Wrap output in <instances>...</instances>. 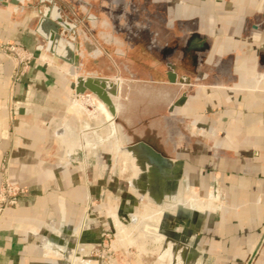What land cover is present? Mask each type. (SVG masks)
<instances>
[{"label":"crops","instance_id":"obj_1","mask_svg":"<svg viewBox=\"0 0 264 264\" xmlns=\"http://www.w3.org/2000/svg\"><path fill=\"white\" fill-rule=\"evenodd\" d=\"M160 1L171 23L184 29L181 35L195 33V44L202 45L195 49L198 75L213 78L190 85L165 82L171 88L163 103L161 85H127L120 98L118 130L136 132L138 114L154 117L146 123L148 136L135 141L165 157L176 156L183 167L168 158L173 167H164L166 177L195 175V181L186 180V193L191 187L197 194V186L203 193L208 190L213 208L195 214L184 233L187 240L178 250L170 240L162 255L168 264H242L259 243L251 264H264V0ZM5 2L0 0V43L20 44L34 55L16 65L0 51V159L9 146L7 121L13 115L16 151L10 177L26 189L0 218V264H45L42 258L49 253L47 246L40 247L44 235L37 231L56 206L50 191L65 186L75 198L83 184L71 187L75 181L70 175L82 173L85 166H74L69 154L62 155L67 161L58 167L64 176L56 184L49 173L60 172L58 167L51 169L41 158L54 142L58 145L57 134L65 130L58 125H73L78 131L66 135L72 146L73 140L88 136L89 127L85 123L79 129L81 110L70 104L67 71L72 64L41 60L47 54L35 52L40 37L33 31L35 24L30 25L32 13L24 15L20 3L13 10ZM177 44V57H185L192 43L180 39ZM167 45L164 52L169 53L171 43ZM181 93L185 101L174 105ZM132 96L143 101L137 103ZM216 200L222 206L218 212L212 207Z\"/></svg>","mask_w":264,"mask_h":264},{"label":"rangeland","instance_id":"obj_2","mask_svg":"<svg viewBox=\"0 0 264 264\" xmlns=\"http://www.w3.org/2000/svg\"><path fill=\"white\" fill-rule=\"evenodd\" d=\"M56 1L62 7L64 17L68 21L76 22L78 30L76 39L81 42L84 38L87 52L95 49L97 52L100 51L95 57H86L89 61V69L106 74L122 73L133 79L128 85H141L142 87L151 84L164 85L166 78L157 74L143 75V70L153 67V63L168 57V54H165L168 52L164 53V48L168 47L169 40L170 43L172 42L171 47H176L175 50H178V41L180 39L187 41L186 39L191 35L189 32L187 37L184 34L181 35L180 30L184 29L178 25L177 27L173 25L175 28L165 27V21L169 15L165 12L160 0L155 2L151 0ZM29 13H32L30 25L33 26L36 24L38 16L33 7L28 8L24 15ZM87 14L97 18L105 15L110 20L113 18V21L122 18L128 21V24L125 25L128 28L119 29L118 33H116V29L111 31L123 40L124 45L135 46L134 56L139 57L138 60H129L128 57L132 56L130 52L126 54L128 57L124 56L122 61H118L112 53L105 52V50L113 48L111 41L102 40L99 37L107 29L98 25L95 31L90 30ZM130 23L136 26L130 28ZM130 32H132V36ZM11 45L13 42L10 41L0 43V51L9 57L12 64H15L17 56L15 50L11 49ZM46 54H41L40 59L48 63H51L53 59L57 64H61L59 59L54 58L51 54ZM171 56L177 60V54ZM132 67L138 68L140 74H131ZM73 68L74 64L70 65L67 71L69 75L72 74ZM67 83L69 85V80ZM124 94H126L125 91L121 98L125 97ZM94 98L96 97L93 95L92 98L83 95L70 97V104L81 110V122L77 123L79 129H82L85 123L89 127V132H86L87 138L82 136L76 142L73 140L75 146H72L71 142H69L70 144L67 142L66 135L72 136L78 131L72 130L73 125L68 127V125L60 124L58 126L64 127L65 130L57 134L58 145L54 142L48 150L49 152L41 158L50 164L51 169L58 167V164L65 165L66 158L60 157L62 155L66 157L68 154L71 157L72 165L85 166L80 167L84 168V170H80L82 173L75 172L70 175L74 177L75 181L71 187L78 183L83 184V190L76 191L75 198L68 194L71 190L70 188L67 190L64 185V188H54L53 191H50L51 194L53 193L56 206L51 217L40 222L37 231L44 235L39 240L40 247L47 246L46 249L49 253L43 256V263L168 264L169 261L162 255L167 243L171 240L178 250V246L187 240L184 233L190 221H193L194 215L205 210L212 212L213 208L208 203L210 198L208 190L203 193L197 186L195 189L197 194L191 193V187L186 193L185 182L189 178L195 181L193 174L175 173L170 178L166 177L164 181H147V183L142 181L145 178L142 175L135 181L132 177L131 159L126 158L120 148L134 144L137 140L136 137H146L145 129L148 125L146 123L154 117L144 116L143 113L138 114L136 120L140 123L136 125V132L129 133L126 127H122V129L119 127L118 130L116 123L120 124V121L117 120L116 123H113L115 116L109 114L107 107L100 106L99 100ZM112 98L119 109L121 105L119 96ZM7 122L10 140L9 146L4 150L0 159V199L15 197L17 203L18 197L24 194L26 189L10 177L12 154L16 151L14 116L12 115ZM165 158L174 159L176 167H183L176 156H166ZM61 169L62 167H58L57 170L60 172H54L53 169V173H49L56 184L63 180L64 175L61 173ZM178 198L183 202L193 200L196 204L190 208L183 202L177 203ZM16 203L11 205L2 203L0 218L7 208L13 207ZM212 207H215L218 212L222 206L216 200ZM47 237L51 239L48 244H46ZM258 246L259 243L254 252L247 255L242 264L253 262ZM175 251L174 253H176Z\"/></svg>","mask_w":264,"mask_h":264},{"label":"water","instance_id":"obj_3","mask_svg":"<svg viewBox=\"0 0 264 264\" xmlns=\"http://www.w3.org/2000/svg\"><path fill=\"white\" fill-rule=\"evenodd\" d=\"M5 3L13 5V10L18 9L19 7L17 4L20 3L22 8H25L24 12H26L28 8L33 7L34 12L38 16L33 31L38 37H40L39 43L35 47V52L43 50L56 59L74 64L72 74L68 78V86L71 90L72 96L83 95L92 98V95H94L107 107L111 115L116 116L112 97L119 96V98H121L123 89L127 88V85L132 82L133 79L122 73L106 74L89 69L88 59H83V54L78 50L80 43L76 39V22L68 21L64 17L62 14V7L57 1L6 0ZM63 44L66 45V53L63 54V56H59ZM80 56L81 59L79 60ZM91 57L92 56H90V58ZM166 83L190 85V82L187 79H175L170 76L166 79ZM185 98L186 95L182 93L174 102V105L182 104L185 101ZM116 120L115 117L113 123H116ZM150 148L156 156H163L155 148Z\"/></svg>","mask_w":264,"mask_h":264},{"label":"flooded vegetation","instance_id":"obj_4","mask_svg":"<svg viewBox=\"0 0 264 264\" xmlns=\"http://www.w3.org/2000/svg\"><path fill=\"white\" fill-rule=\"evenodd\" d=\"M87 22L89 24L90 30H92V31H95V29L98 25L102 28L104 27L107 29L108 32L104 31V34H100L99 37L102 40L107 39L108 41H111L113 43V48L105 50V52L112 53L118 61H122L124 56H126V54H128L130 52V53H132L131 54L132 56L131 57L126 56V58L128 57L129 60H132V59L138 60L139 57L134 56L135 46L131 45V44H129L127 46L124 45L123 40L120 37H118L117 34H113L111 31L113 29H116V33H118L119 29L128 28L127 26H125L126 24H128V21L124 20L123 18L120 20H117V21H115V20L113 21V18H111V20H110V18H107L105 15L101 18H97L94 15H91V14L88 15L87 14ZM175 25H176L175 27H177L178 23ZM134 26H136V25H134ZM134 26L131 23L129 24L130 28H132ZM165 27L175 28L169 19H166ZM77 32H78V30L76 29V33ZM130 35L131 36L133 35L132 32H130ZM84 37H85V34H84ZM185 37H187V36H185ZM195 37H196L195 33L192 32L191 35L188 37V39H186L187 43L191 42L192 44H190V45L188 44L186 56L184 55L185 57H181V58L177 57L176 54H178V50H175L176 47H174V48L170 47L171 51H169V53L164 52L165 54H168V57H164V60L162 59L161 61L156 62V63L152 62L153 67H149L146 70H143V75L146 74V75H152L153 76L154 74H157L158 76H160V77L162 76L166 79L168 78V76L173 77L175 79H187L190 82V84H198L200 82L210 81L211 79H213L211 76L202 77V76L198 75V72H199L198 68L199 67L197 66V58H196L197 54L195 53V49H198V47H201L202 45L201 44H199V45L195 44V42H194ZM169 42H170V40H169ZM79 43L80 44L78 46V50H79V52H81L83 54V56H82L83 59H85L86 57L90 58V56L95 57L96 55H98L100 53L99 50L97 52V49L92 50L91 52H87L86 43L84 41V38H83V40H81V42L79 41ZM172 52L175 54H173ZM171 55L176 56L177 60L173 59ZM80 59H81V56L79 57V60ZM130 72H131V74H134V75L140 74V71L138 70V68H134V67H132ZM170 88L171 87L166 86V85L158 86V89L161 92V94H160L161 99L159 100L160 103H163L165 100H167L166 93L168 92V90ZM180 95L178 96V98L180 97ZM132 98L137 103H141L143 101L138 96H132Z\"/></svg>","mask_w":264,"mask_h":264},{"label":"bare ground","instance_id":"obj_5","mask_svg":"<svg viewBox=\"0 0 264 264\" xmlns=\"http://www.w3.org/2000/svg\"><path fill=\"white\" fill-rule=\"evenodd\" d=\"M65 46H66L65 44L62 45V47L60 49L61 54L59 56H63V54L66 53ZM64 62L69 63L68 61H64ZM70 64H73V63H70ZM114 97H116V96H114ZM96 98H94V99H96ZM73 100H75V99H73ZM90 101H92V100H90ZM112 101H113L114 106H115V111L117 112V110H118L117 104L113 100V98H112ZM95 102L97 103V101H95ZM99 104H100V106L104 105L100 100H99ZM84 108H85V106H84ZM93 114H95V113H93ZM109 114H111V113L109 112ZM120 149H121L122 154H124L126 158H130L131 159L132 167H133L132 177L134 178L135 181L138 180L142 175H144V177H145L142 180V181H145V183H147V181H149V182H155V181H160V180L161 181H164L163 178L166 177V176H168V174H169L164 169V167H173L171 160H169L168 158H165L163 156H160V157L159 156H156L154 154L153 150L147 144H145L143 141H140L139 140V141L135 142L134 144L130 145L129 147H122ZM177 201H176L177 203H179V201L180 202H183L179 198H178ZM183 203L184 204H187L190 208H191V206H194L196 204L193 200L191 202L188 201V200H186ZM155 228L157 229L158 227H155Z\"/></svg>","mask_w":264,"mask_h":264},{"label":"built area","instance_id":"obj_6","mask_svg":"<svg viewBox=\"0 0 264 264\" xmlns=\"http://www.w3.org/2000/svg\"><path fill=\"white\" fill-rule=\"evenodd\" d=\"M11 49L15 50V54L17 56V61H16V65L19 63H28L30 59L33 58V53L29 52L27 50H25L20 44L17 43H13V45H11ZM17 77V72L16 69H14L13 74H12V82H14L15 78ZM14 204L16 203V198L15 197H8V198H1L0 199V207L1 204ZM1 211V208H0Z\"/></svg>","mask_w":264,"mask_h":264}]
</instances>
